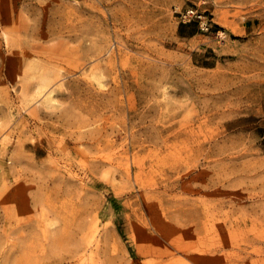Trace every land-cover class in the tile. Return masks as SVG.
I'll use <instances>...</instances> for the list:
<instances>
[{"label": "rangeland", "instance_id": "rangeland-1", "mask_svg": "<svg viewBox=\"0 0 264 264\" xmlns=\"http://www.w3.org/2000/svg\"><path fill=\"white\" fill-rule=\"evenodd\" d=\"M0 264H264V0H0Z\"/></svg>", "mask_w": 264, "mask_h": 264}]
</instances>
